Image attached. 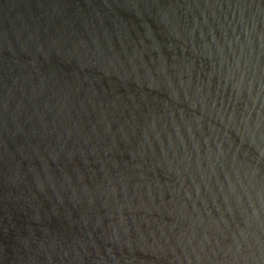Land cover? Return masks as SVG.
I'll list each match as a JSON object with an SVG mask.
<instances>
[{"label": "water", "instance_id": "1", "mask_svg": "<svg viewBox=\"0 0 264 264\" xmlns=\"http://www.w3.org/2000/svg\"><path fill=\"white\" fill-rule=\"evenodd\" d=\"M0 264H264V0H0Z\"/></svg>", "mask_w": 264, "mask_h": 264}]
</instances>
